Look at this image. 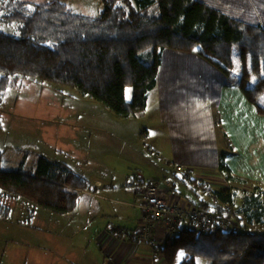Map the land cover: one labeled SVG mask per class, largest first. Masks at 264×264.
I'll return each mask as SVG.
<instances>
[{
	"label": "trees",
	"instance_id": "obj_1",
	"mask_svg": "<svg viewBox=\"0 0 264 264\" xmlns=\"http://www.w3.org/2000/svg\"><path fill=\"white\" fill-rule=\"evenodd\" d=\"M102 3L104 8L95 16L77 13L58 1L32 8L27 2L21 3L6 20L15 24L14 32L0 31V97L18 80L32 78L79 89L117 114L131 115L148 106L158 83L162 51L190 54L200 48L204 57L227 76L239 70L238 87L264 115L263 26L237 20L201 0ZM152 6L157 13L151 11ZM234 47L240 50V66L234 63ZM252 78L256 80L250 86ZM130 89L129 101L126 93ZM229 151L221 154L218 162L226 181L231 185L252 184L260 190L250 179L232 172L227 160L235 151L232 147ZM2 160L0 150V210L3 199L12 198L57 215L72 214L86 192L97 194L100 188L74 173L49 176L43 170L48 166L44 159L34 173L4 171ZM172 177L176 181L167 182L168 189L182 194L177 186L185 185L184 179L176 173ZM142 184L134 180L133 188ZM188 190L197 200L193 207L205 212L221 215L224 205L236 202L231 188L216 190L202 182ZM256 202L259 199L253 198L247 206H258ZM252 214L247 213L248 220ZM157 249L167 264H197L201 259L207 264H264V233L246 227L237 232L199 234L187 223Z\"/></svg>",
	"mask_w": 264,
	"mask_h": 264
},
{
	"label": "rangeland",
	"instance_id": "obj_2",
	"mask_svg": "<svg viewBox=\"0 0 264 264\" xmlns=\"http://www.w3.org/2000/svg\"><path fill=\"white\" fill-rule=\"evenodd\" d=\"M50 1L65 3L73 11L87 16H95L104 8L102 0H0V31L14 32L15 24L6 20L15 14L21 3L27 2L32 8ZM151 11L157 13L156 6H152ZM16 35L20 36L19 33ZM232 51L234 63L240 66V50L234 47ZM238 72V69L233 71L232 79L239 75ZM255 80L252 78L249 85L253 86ZM126 94L130 101L131 89ZM151 105L153 108H146L143 112L117 114L79 89L32 78L20 79L5 91L0 97L2 169L34 173L44 159L48 166L42 169L49 176L71 173L82 176L93 186H99L98 192L105 198L86 192L76 211L61 215L35 208L21 200L3 199L0 264H83V256L88 250L100 263L106 258L107 250L98 251L97 235L100 233L101 241L109 225L131 228L142 218V197L133 188L137 179L163 183L168 188L167 182L176 181L172 177L176 173L184 179L185 185L179 183L177 190L182 194L171 191L173 196L182 205H194L188 200L193 195L188 188L195 189L202 182L208 183L199 177L193 178L197 175L194 168L181 167L173 161L172 142L161 126L154 122L158 113H155L154 121L149 117V113L158 110L159 104L151 102ZM204 127L205 132L211 134L207 119ZM213 127L215 130L217 126ZM219 139L225 142L222 136ZM184 171L190 173V185L183 178ZM211 174L208 179L214 175L222 178L219 170ZM225 179H218L217 184L214 183L216 185L209 186L219 190L225 187L222 185ZM227 183L226 186H232L236 193L233 207L242 211L240 217L245 219L247 230L264 233V228L248 225L250 220L243 211L252 195L255 197L256 192L264 195V188L256 190L252 184ZM105 205L116 207L117 216L106 217ZM138 210L141 211L140 216L137 215ZM197 264L207 262L201 259Z\"/></svg>",
	"mask_w": 264,
	"mask_h": 264
},
{
	"label": "crops",
	"instance_id": "obj_3",
	"mask_svg": "<svg viewBox=\"0 0 264 264\" xmlns=\"http://www.w3.org/2000/svg\"><path fill=\"white\" fill-rule=\"evenodd\" d=\"M201 1L237 20L264 27V0ZM200 50L196 48L190 54L169 49L162 51L158 83L149 96V103L147 102V109L153 108L151 102H158L159 107L158 110L149 113V117L154 121L155 113H158L154 122L161 126V130L167 133V137L172 142L173 161L181 167L194 168L197 175L195 177L192 175L193 178L199 177L208 185L217 184L218 179H224L222 173H220L222 178L218 175H214L211 179L208 177L212 175L211 172L218 171L221 154L229 153L232 147L235 154L227 160L232 172L264 188V115L257 111L238 87L239 75L232 79V71L227 76L211 64L204 57L205 53ZM206 119L211 133L209 135L204 127ZM213 125L217 126L215 130ZM221 136L225 142L219 139ZM136 181L144 182L138 179ZM223 181L225 183L223 182L222 185L225 187L220 185L222 188L219 190L232 189V186H226V179ZM256 193L258 194L255 197L252 195L249 201L253 198L259 199V202H256L258 206L248 205L243 211L253 212L248 225L262 229L264 228V195L259 194L260 192ZM95 195L105 198L99 192ZM171 197L175 196L172 194ZM174 200L177 204L180 203L179 199ZM188 200L191 203L197 201L193 195ZM105 208L106 217L117 216L116 207L105 205ZM139 211L137 215L140 216L141 211ZM244 220L242 217L233 220L234 229L246 228ZM141 224L140 217L136 226L131 228L113 225L109 227V225V229L103 232L104 237L101 241L100 233L97 235L98 251L102 253L107 250L106 258L98 263L95 255L88 250L83 256V264H167L157 251L169 236L163 226L156 227L154 238L150 243L134 244L116 232L119 228L126 232L136 231ZM92 255L94 256L91 257Z\"/></svg>",
	"mask_w": 264,
	"mask_h": 264
},
{
	"label": "built area",
	"instance_id": "obj_4",
	"mask_svg": "<svg viewBox=\"0 0 264 264\" xmlns=\"http://www.w3.org/2000/svg\"><path fill=\"white\" fill-rule=\"evenodd\" d=\"M180 172H183L179 168ZM183 178H186L187 184L190 185L192 178L188 171H184ZM163 183L154 181L143 182L142 185L135 188V193L141 195L142 204L140 208L143 211V222L136 231L126 232L119 228L118 232L121 236L127 238L131 243H150L155 235L156 227L163 226L167 229V233L171 234L177 231L179 226L190 224L197 233L208 234L212 232L232 231L233 218L236 215H241V212L236 210L232 205H224L222 214L213 212H205L193 206H183L177 204L171 197L172 192L167 190Z\"/></svg>",
	"mask_w": 264,
	"mask_h": 264
}]
</instances>
